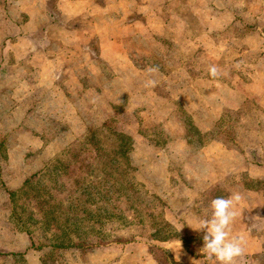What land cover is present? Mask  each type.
Returning <instances> with one entry per match:
<instances>
[{"label":"rangeland","instance_id":"1","mask_svg":"<svg viewBox=\"0 0 264 264\" xmlns=\"http://www.w3.org/2000/svg\"><path fill=\"white\" fill-rule=\"evenodd\" d=\"M102 124L129 137L121 180L93 197L100 218L57 224L50 206L67 207L81 162L94 163L66 150ZM58 158L67 174L14 207L10 192ZM250 168L264 171V0H0V264H219L196 228L238 192L231 232L262 234L264 174ZM180 239L206 258L176 262ZM235 264H264V251Z\"/></svg>","mask_w":264,"mask_h":264},{"label":"trees","instance_id":"2","mask_svg":"<svg viewBox=\"0 0 264 264\" xmlns=\"http://www.w3.org/2000/svg\"><path fill=\"white\" fill-rule=\"evenodd\" d=\"M110 134L113 138L114 137L116 138L114 140L110 139L109 138ZM127 138L129 139V137H127L126 135H123L120 132L117 133L112 128H109L107 124H102V126L99 129L89 133L88 136H85L84 139L79 141L77 145L72 146L66 150L67 151L66 154H68V156L70 155L71 152L76 151L75 156L71 155L73 159L77 158L79 156L78 154H84L87 151H91L93 153L94 163L88 164L85 162V160L81 162V165L79 166L78 169L84 168L85 172L82 174V176L78 175L80 178L79 181L75 179L70 181L71 184L74 183L77 184L78 188L76 189L77 195L74 197L72 202L68 203L67 207H65L64 203L62 202L55 203L56 208L50 206L51 210H48L47 212L53 215L51 218H55L57 220L55 223L59 224V221H61L60 219H62V222L64 224L65 222L70 223V221L74 219L76 221V227H79L82 223H84V221L92 220L90 217L92 215H95L99 218L101 217L100 212H96L89 216L88 214L90 213H88V211L92 210L90 209V206H92V201H93L92 199L96 194L100 193L103 196L111 194L114 188V185L111 182L119 181L118 176L120 177L121 180V175L123 171L120 172L115 171V164H120L122 160L126 158V155L129 152L131 143ZM111 150L113 151V153H116L117 156H115L114 158L111 157L109 158V160H107L105 155L108 156V154L107 152L104 153V151H111ZM118 157H123V158L122 160L117 161ZM63 162L66 163V161L61 158L56 159L54 162L51 163L50 166L46 167L43 171L33 175V177L36 178V180H31V178H27L24 181L21 187L22 189L20 191H16V190L11 191L9 195L11 198V203H13L14 207L19 205V202L23 200L24 193L27 191V188L29 186L31 187L32 184L38 186L39 183H41L44 184L43 186L44 188H47V186L54 187L55 186L54 181H50L48 184H46L45 180L43 179L54 178L60 172L67 174V170H68L66 167L67 164H64ZM51 171L53 172L50 173ZM92 172L97 173L93 176L94 179L93 177L92 178L89 177V174H91ZM122 178L127 179L125 175H123ZM120 187L122 189L121 191H124L126 197H129L128 192H130V190L133 191L134 189V185L132 182L130 186L121 184ZM78 190H80L79 194H78ZM97 207L98 205L95 207V209H97ZM129 207L130 209L136 211L135 207H133L132 205H129ZM54 211L57 212L55 214L51 213ZM116 218H118L119 220L122 219V217H116ZM99 220L100 219H97V223L100 222ZM164 226L168 227L170 225L165 222ZM159 230L160 229L157 230L154 227V230L152 231L151 235L157 236L159 234L158 232ZM65 236L70 239L72 238V235L68 236L67 233H65ZM73 236L76 237L78 236V238H88L87 234H82V233L74 234ZM108 237L109 236L106 235L105 237L102 238H108ZM107 241L109 240L104 239L103 242L107 243ZM64 242L68 243V241H64ZM59 244H63V243L61 242Z\"/></svg>","mask_w":264,"mask_h":264},{"label":"clouds","instance_id":"3","mask_svg":"<svg viewBox=\"0 0 264 264\" xmlns=\"http://www.w3.org/2000/svg\"><path fill=\"white\" fill-rule=\"evenodd\" d=\"M149 74L159 72L158 66H149L145 69ZM212 77L220 75L216 66L209 68ZM156 81L149 79L144 82V87H155ZM242 200L240 193H233L231 196L217 197L210 201V218L199 221L196 230L205 231L203 236L204 245L200 249L209 260L215 258L219 264H235L237 258L244 254L245 239L242 236L231 235V226L239 216L237 205Z\"/></svg>","mask_w":264,"mask_h":264},{"label":"crops","instance_id":"4","mask_svg":"<svg viewBox=\"0 0 264 264\" xmlns=\"http://www.w3.org/2000/svg\"><path fill=\"white\" fill-rule=\"evenodd\" d=\"M74 1V0H72ZM77 1V0H76ZM250 176L252 177H260L262 174H264V171H261L260 169L256 168H250L249 169ZM263 200V198H262ZM242 213L239 212V216H241ZM260 222V227L262 228V234H254L252 231L248 228H239L236 226L233 228V233L231 232V235L233 236H242L245 239V244H244V253H257V252H262L264 251V240H263V234H264V217L261 219ZM179 243H183V241L180 239L176 242V245H173L170 248V252L173 255V258L176 262H183L184 260H194L196 261L197 259H205L206 257L204 256H199V257H193L192 258L188 255V252H185L184 247H179ZM170 246V245H169ZM181 249V250H180ZM238 259V258H237ZM189 262V261H188ZM188 262H184L182 264H188ZM205 264V263H203Z\"/></svg>","mask_w":264,"mask_h":264}]
</instances>
